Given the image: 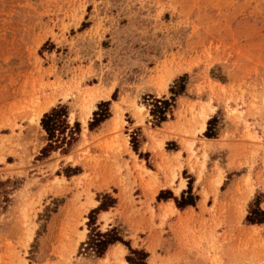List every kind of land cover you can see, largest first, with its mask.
Instances as JSON below:
<instances>
[{
    "label": "rangeland",
    "instance_id": "374dc122",
    "mask_svg": "<svg viewBox=\"0 0 264 264\" xmlns=\"http://www.w3.org/2000/svg\"><path fill=\"white\" fill-rule=\"evenodd\" d=\"M258 200L264 0H0V264H264Z\"/></svg>",
    "mask_w": 264,
    "mask_h": 264
},
{
    "label": "trees",
    "instance_id": "16d2710c",
    "mask_svg": "<svg viewBox=\"0 0 264 264\" xmlns=\"http://www.w3.org/2000/svg\"><path fill=\"white\" fill-rule=\"evenodd\" d=\"M172 93L175 95L176 93L181 94L183 93L184 89L182 88L179 91H175L174 88L171 89ZM175 98L171 97L170 99L164 98V99H155L152 106L151 114L157 119L158 124L166 121L168 119L169 113L172 112V107L174 106ZM102 106H105V109H102L100 113L96 112V119L94 120V123L90 125V128H94L96 125H98L100 122L104 121L106 118L109 117V102H102ZM66 110L63 107L60 108H54L49 113H46L44 117L42 118L41 125L45 129V131L48 134V139L50 143L48 144V147L54 148V144L58 142V140H54L57 138L58 133H64L66 128H69L67 121L61 120L62 116H66ZM76 125L79 126L78 123ZM76 131H72V134L70 138H73L74 134L77 133V127L75 128ZM74 129V130H75ZM206 135L208 137H211L209 133L206 132ZM46 149V148H45ZM44 149V150H45ZM163 192L160 193L159 198H164ZM107 201H101L100 205L93 209L90 213V220L88 222L89 227L92 229V232L89 235L88 241L85 243L88 250H92L98 255H102L105 253V251L108 249V247L116 242H123L125 244L126 241H124L118 234L116 230H111L106 233H102L100 231H97V229H93V226L96 224L95 217L97 213H99L101 210H106L109 207H111L115 203V198L106 195ZM178 207H183L186 205H194L193 200L185 199L184 196L181 197L180 200H176ZM247 220L250 223H263L264 222V210H262L259 206V200L255 203V206L252 208V211L247 217ZM128 245V244H127ZM131 249V248H130ZM132 250V249H131ZM135 252V251H134ZM146 253H142L143 256H145ZM128 261H132L130 257H127ZM145 259V258H143Z\"/></svg>",
    "mask_w": 264,
    "mask_h": 264
},
{
    "label": "bare ground",
    "instance_id": "6f19581e",
    "mask_svg": "<svg viewBox=\"0 0 264 264\" xmlns=\"http://www.w3.org/2000/svg\"><path fill=\"white\" fill-rule=\"evenodd\" d=\"M47 108H48V107H47ZM47 108H45V109H43V110H40L39 113H38V117H40L41 114H42V112H43L44 110H46ZM202 118H203V121H202V129H205L206 121H207V116L204 115ZM178 191H179V190H178Z\"/></svg>",
    "mask_w": 264,
    "mask_h": 264
}]
</instances>
